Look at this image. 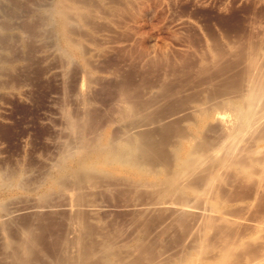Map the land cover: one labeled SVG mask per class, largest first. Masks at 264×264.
<instances>
[{"label":"rangeland","instance_id":"obj_1","mask_svg":"<svg viewBox=\"0 0 264 264\" xmlns=\"http://www.w3.org/2000/svg\"><path fill=\"white\" fill-rule=\"evenodd\" d=\"M56 1L0 0V264H264V0H123L69 44Z\"/></svg>","mask_w":264,"mask_h":264},{"label":"bare ground","instance_id":"obj_2","mask_svg":"<svg viewBox=\"0 0 264 264\" xmlns=\"http://www.w3.org/2000/svg\"><path fill=\"white\" fill-rule=\"evenodd\" d=\"M98 1L99 0H57L56 1V3H55V8H56V10H55V14L57 15V18H56V20L58 21V27H59V33H60V36L61 37H63V40H64V42H65V44H69L70 43V41H69V38H68V35H71V32H70V28L69 27H71L69 24H70V21L71 22H73V20L74 21H76L75 23H77L76 24V26L78 25L79 27H80V24H81V22H82V27H83V24L85 23H87L86 21H88V20H90L91 22H92V25H93V23H94V21L96 22L100 17H98L97 16V14H99L100 12H98V10H99V8H102V12H104V10H106L105 12H107V13H109L108 15H111V14H113V17H114V15L117 13H119L120 11H122L123 9H121L123 6H121L120 5V1H123V0H108L109 1V3H107V2H105V4H107V5H102L101 3H98ZM106 1V0H105ZM99 2H102V1H99ZM131 2V1H130ZM78 3H80L81 4V8H79V6L77 7V4ZM102 3H104V2H102ZM132 4V3H131ZM121 6V7H120ZM127 6V5H126ZM129 6V5H128ZM133 6V5H132ZM120 7V8H119ZM127 8V7H126ZM131 8V7H130ZM135 8V7H134ZM138 8V7H137ZM121 9V10H120ZM128 9V8H127ZM131 10V9H130ZM135 10V9H134ZM101 11V10H100ZM128 11V10H127ZM104 12V14L105 15H107L106 13ZM123 12V11H122ZM130 13V12H129ZM134 13H135V11H134ZM116 14V15H117ZM121 14V13H120ZM138 14V13H137ZM123 15H125L124 13H123ZM127 15V14H126ZM135 15H136V13H135ZM101 16V15H100ZM132 16V15H131ZM103 17H105V16H103ZM109 17V16H108ZM116 17H119V16H116ZM125 17V16H124ZM107 18V17H106ZM115 18V17H114ZM122 18V17H121ZM130 18H132V17H130ZM109 19H110V17H109ZM119 19V18H118ZM128 19V18H127ZM134 19V18H133ZM132 19V21L134 22V24H133V29L135 28L136 29V27H137V24H136V27H135V21ZM93 20V21H92ZM101 20H102V18H101ZM107 20V19H106ZM116 20V19H115ZM131 20V19H130ZM112 21H113V19H112ZM125 21V20H124ZM136 22H137V20H136ZM90 23V22H89ZM89 23H87V24H89ZM97 24L99 23V22H96ZM106 23H108V22H106ZM112 23V22H111ZM119 23V22H118ZM117 23V24H118ZM86 24V25H87ZM95 24V23H94ZM102 24V23H101ZM114 24V23H113ZM122 24V23H121ZM128 24H129V22H128ZM86 25H84V26H86ZM96 25V24H95ZM103 25V24H102ZM106 25V24H105ZM115 25V24H114ZM57 26V25H56ZM107 26V25H106ZM94 27V26H93ZM108 27V26H107ZM107 27H106V29H107ZM129 27V26H128ZM72 28V27H71ZM74 28H75V26H74ZM77 28V27H76ZM81 28V27H80ZM86 29L88 28V26L87 27H85ZM92 28V27H91ZM91 28H88L89 29V31H91L90 29ZM98 28H99V26H98ZM98 28H97V30H98ZM117 28V27H116ZM120 28V27H119ZM122 28H124V27H122ZM121 28V29H122ZM139 28V26L137 27V29ZM58 29V28H57ZM83 29V28H82ZM87 29V30H88ZM94 29V28H93ZM92 29V30H93ZM113 29H115V28H113ZM140 29V28H139ZM75 30H77V29H75ZM116 30V29H115ZM78 31V30H77ZM83 31H84V29H83ZM73 32V31H72ZM81 32H82V30H81ZM92 32H94V31H92ZM130 32V31H129ZM133 32V31H132ZM137 32V31H136ZM77 33V32H76ZM85 35L87 34H89V33H85V31L83 32ZM127 33V32H126ZM93 34H95V33H93ZM75 35H78V34H75ZM81 35V34H80ZM84 35V36H85ZM100 35V34H99ZM128 35V34H127ZM130 35L131 36H133L132 35V33H130ZM135 35V34H134ZM94 36V35H93ZM136 36H137V34H136ZM82 37H83V35H82ZM89 37V36H88ZM130 37V36H129ZM92 38V37H91ZM90 38V39H91ZM96 38V37H95ZM103 39V38H102ZM133 39V38H132ZM93 40H94V38H93ZM99 40V39H98ZM132 41V40H131ZM91 42V41H90ZM95 42V41H94ZM255 63V62H254ZM256 65V64H255ZM253 66V65H252ZM258 85V84H257ZM257 88V87H256ZM262 88H264V87H262ZM258 89V88H257ZM259 89H261V88H259ZM256 91H258V90H256ZM261 92V91H260ZM256 93H253V94H250L248 97L247 96H245L246 98H245V101H247V102H244L246 105L245 106H236V107H234L235 108V110L234 111H236V113H237V116H239V118L241 119V127H245V125H246V127H248L247 125H249L248 124V122L249 121H251L252 119H254L255 117V114H254V116H252V114L250 113L251 112V110H250V106H252L253 104H255V102H256V100H255V97L256 96H258V95H255ZM260 96H261V94H260ZM260 96H258V99H259V97ZM257 99V100H258ZM244 100V99H243ZM242 100V101H243ZM264 100V99H263ZM241 102V101H240ZM242 103V102H241ZM240 103V104H241ZM257 103V102H256ZM232 108V107H231ZM233 109V108H232ZM257 109V108H256ZM256 111V110H255ZM256 113V112H255ZM258 114V113H257ZM261 114V113H260ZM236 116V117H237ZM251 117H252V119H251ZM259 118V117H258ZM253 121V120H252ZM252 121L250 122V123H252ZM255 122H256V120H255ZM254 122V123H255ZM239 123V124H240ZM243 124V125H242ZM238 127V126H237ZM240 127V126H239ZM137 142V141H136ZM140 147V146H139ZM108 148V147H107ZM110 148L113 150H110ZM114 148H115V146L113 147L112 145L108 148L109 149V151L107 150V155L108 156H110V157H113L114 158V160H116L117 162H119V163H121V164H123V163H126V162H128V159L129 160H131L132 161V159H130V157H131V154L133 153H131L130 154V150H132L131 148H130V150L128 149L127 151H123L122 149H118V150H114ZM137 148H138V146H137ZM117 149V148H116ZM126 149V148H125ZM135 150V149H134ZM134 155V154H133ZM103 156V155H102ZM105 157V156H104ZM103 157V158H104ZM109 158V157H108ZM107 159V158H106ZM109 161H110V159H108ZM107 160V161H108ZM112 161V160H111ZM131 161H129V163L131 162ZM108 163V162H107ZM128 163V164H129ZM137 163V162H136ZM135 164V161H134V163H133V166H135L134 165ZM139 164V163H138ZM137 165V164H136ZM140 165V164H139Z\"/></svg>","mask_w":264,"mask_h":264}]
</instances>
